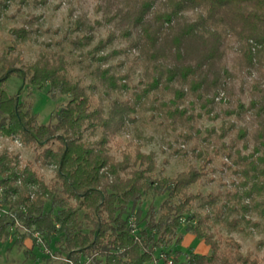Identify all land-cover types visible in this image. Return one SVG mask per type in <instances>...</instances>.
<instances>
[{
    "label": "trees",
    "instance_id": "16d2710c",
    "mask_svg": "<svg viewBox=\"0 0 264 264\" xmlns=\"http://www.w3.org/2000/svg\"><path fill=\"white\" fill-rule=\"evenodd\" d=\"M96 9L106 13L109 27L94 51L123 37L126 46L114 51L134 50L128 69L139 68V91L108 114L93 97L95 85L68 74L62 50L41 49L34 59H23L24 25L11 26L9 42L0 48V135L17 138L32 151L22 161L7 146L0 149V240L20 245L29 238L26 256L36 261L54 255L64 264H70L66 258L76 264H262L232 235L214 228L211 213L192 209L194 201L210 203L214 196L190 187L222 150L242 185L249 183L242 189L248 202L259 203L264 212V0H99ZM67 16L73 30L92 28L72 8ZM92 36L82 33L70 40L87 42ZM108 69H99L100 82L126 88L117 79L129 71L114 75ZM12 75L45 87L53 98L65 96L52 120L40 122L30 101L7 90ZM150 93L153 109L173 125L191 120L188 108L194 104L206 116L220 117L218 126L206 129V144L192 145L198 164L157 175L154 153L143 151L140 142L116 140L118 155L111 152L123 110L141 106ZM97 130L100 135L88 139ZM199 133L196 125L179 131L184 138ZM38 163L54 165L50 180ZM242 207L248 220L250 205L242 202ZM221 213L217 208L215 217ZM19 227L24 230L18 232ZM184 233L208 245V251L172 247Z\"/></svg>",
    "mask_w": 264,
    "mask_h": 264
},
{
    "label": "rangeland",
    "instance_id": "374dc122",
    "mask_svg": "<svg viewBox=\"0 0 264 264\" xmlns=\"http://www.w3.org/2000/svg\"><path fill=\"white\" fill-rule=\"evenodd\" d=\"M98 1L7 0L6 6L0 5V48L9 42L8 30L11 26L24 25L28 32L24 41L19 44L23 59L25 61L34 59L41 49L62 50L68 60V74L73 78L78 75L86 86L94 84V87H90L93 97L95 101H100L103 104L104 112L108 114L113 106H122L125 99L132 100L134 98L132 93L139 91L140 86L137 84L139 68L134 66L128 69V65L132 64L131 60L135 55L134 50L114 51L116 48L126 46L127 39L123 37L113 38L100 51L96 52L92 48L99 37L106 35V29L109 27V23L105 19L106 13L102 9H96ZM69 8L73 9L74 14L83 16L86 22L91 23L92 28L87 29L86 27L82 32L73 30V24L70 23L67 16ZM96 20L100 22L97 23ZM82 33H91L93 36L87 42L83 37H81L82 42L80 43L71 42L70 37L77 38ZM101 54L107 55L104 59H98V55ZM119 61H123V64H120ZM103 67H108V72L114 75L128 70V77L117 79L118 82H125L126 88L106 87L102 84L99 69ZM6 88L9 92L16 94L20 100L30 101L32 112L43 123L52 120L58 106L65 101L64 95L53 98L47 93L45 87H33L26 82L25 78L17 75H12L7 79ZM153 99L150 93L148 99L141 106L137 105L133 110L126 108L123 110L124 123L110 140L111 152L118 155L116 140L122 145L128 140L140 142L143 151L154 153L157 175H171L186 168L189 163L198 164L201 159L192 152V145L195 142L198 147L205 145L206 142L202 137L206 136V129L210 126H218L220 117L206 116L198 105L194 104L188 108V112L193 113L192 119L173 125L169 122L168 117L153 109ZM192 125H196L200 129L198 137L184 138L179 134L180 130H187ZM99 135L100 131L97 130L88 139H95ZM3 146H7L17 153L22 161L32 157L29 147L19 144L7 136L0 135V149ZM179 148L185 149L186 152H182ZM229 161V158L221 150L219 155L214 156L208 163L210 168L207 173L200 181L191 185L192 191L198 190L203 194L210 192L214 196L210 203L205 200L194 201L192 209L201 213L204 211L211 213L214 228L224 234L232 235L239 241L243 252L250 249L259 256L264 264V212H261L259 203L248 202L249 197L242 192V189L249 183L242 185L241 175L235 173L232 166H227L226 163L230 164ZM38 168L45 180L48 181L53 177L54 165L38 163ZM234 190L238 195H230ZM150 196L147 194L144 197L142 205ZM159 199L157 197L155 201ZM242 202L250 205V210L244 216L249 217L248 220L242 216L244 211ZM217 208L222 211L220 217H215L214 212ZM23 230L22 227L18 228V232ZM30 243L29 238H25L23 244L20 245L11 243L10 239H1L0 264H64L54 255H51L50 259L37 258L36 261H33L23 252V247H29ZM171 246L182 248L183 251L192 249L197 252H207L209 249L208 245L190 233H184L182 241L178 244L171 243ZM38 255L40 256V253Z\"/></svg>",
    "mask_w": 264,
    "mask_h": 264
},
{
    "label": "built area",
    "instance_id": "2783aa9c",
    "mask_svg": "<svg viewBox=\"0 0 264 264\" xmlns=\"http://www.w3.org/2000/svg\"><path fill=\"white\" fill-rule=\"evenodd\" d=\"M8 138H9V137H8ZM14 140L17 141L19 144H21L20 141H19L17 138H14ZM35 235H37L36 232H35ZM66 260H67L70 264H76V263L72 262V261H71L70 259H68V258H66ZM165 264H171V260L166 261Z\"/></svg>",
    "mask_w": 264,
    "mask_h": 264
}]
</instances>
